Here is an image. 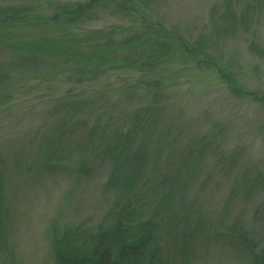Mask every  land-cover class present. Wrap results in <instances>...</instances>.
<instances>
[{"label": "rangeland", "instance_id": "rangeland-1", "mask_svg": "<svg viewBox=\"0 0 264 264\" xmlns=\"http://www.w3.org/2000/svg\"><path fill=\"white\" fill-rule=\"evenodd\" d=\"M80 1L84 0H0V5L25 3L50 15L60 4ZM119 6L117 1L75 28L74 38L89 43L99 31L134 23L141 28ZM228 10L245 20L229 21ZM149 14L154 22L188 38L208 36L212 54L222 63L230 61L249 91L264 95V5L256 0H155ZM59 32L38 24L19 30L29 37ZM251 44L259 45L261 53L251 51ZM52 70L48 66L36 74L10 78L5 93L11 99L0 106V186L4 190L0 264H56L54 242L59 233L78 224L99 226L113 201L112 193L104 190V166L79 184L72 183L69 175L52 178L41 173L45 154L40 148L51 141L50 135L65 117L75 121L72 115L55 110L57 101L63 97L84 100L89 108L81 115L87 116L90 126L102 120L112 130L128 128L136 112L154 101L140 88L136 91L143 72L115 70L92 80L44 81L39 77ZM155 76L162 80L163 91L157 99L163 105L157 112L156 134L166 135L168 143L180 146L204 138L217 140L216 159L210 158V163L216 166L217 159L225 161L217 170L220 188H211L215 193L204 204L205 214L212 224L220 225L219 230L225 222L227 229L239 231L238 236L241 232L248 235L255 254L264 259V181H260L264 175V103L235 99L214 73L179 61L160 68ZM244 178L256 188L248 197L241 193L227 215L224 207L233 198L234 185ZM215 242L202 243L196 264H248L247 255ZM176 255L175 262L181 264Z\"/></svg>", "mask_w": 264, "mask_h": 264}, {"label": "trees", "instance_id": "trees-1", "mask_svg": "<svg viewBox=\"0 0 264 264\" xmlns=\"http://www.w3.org/2000/svg\"><path fill=\"white\" fill-rule=\"evenodd\" d=\"M117 1L119 10L140 22L141 28L134 23L128 28L99 31L89 43L74 38L75 28ZM154 1L69 2L60 4L50 15L36 11L30 4L0 5V106L11 99L5 93L10 78L36 74L48 66L53 70L39 76L44 81H71L75 77L92 80L115 70L143 72L137 79L136 91L141 89L154 100L136 112L128 128L115 130L102 125V120L90 126L87 116L81 115L89 108L84 100L63 97L57 101L55 110L72 115L75 121L65 117L50 135L51 141L40 148L45 154L41 173L52 178L69 175L72 183L79 184L104 166V190L114 198L99 226L78 224L59 233L54 242L55 263L177 264V254L181 264H196L202 243L216 240L221 248L230 247L229 250L237 249L247 255L248 264H264V259L255 254L256 247L248 235L241 232L238 236L239 231L227 229L225 222L223 230H219L220 225L212 224L205 214L204 204L215 193L211 188H220L217 170L225 161L217 159L216 166L210 163V158L216 159L217 140L204 138L180 146L168 143L166 135L156 134L157 112L163 105L157 99L163 91L162 80L155 74L179 61L214 73L235 99L264 103V95L249 91L231 62L222 63L221 58L212 54L208 36L188 38L154 22L149 14ZM256 2L264 5V0ZM226 16L232 22L245 20L229 10ZM33 24L52 26L60 32L34 37L19 33ZM249 49L262 51L256 44L249 45ZM21 166L20 163L16 167ZM260 181H264V175ZM234 186L233 198L224 207L227 215L241 193L250 196L256 188L245 178ZM0 205H4L2 186Z\"/></svg>", "mask_w": 264, "mask_h": 264}]
</instances>
